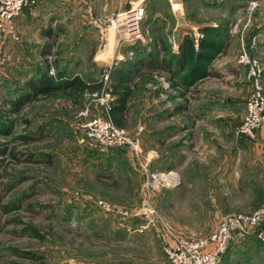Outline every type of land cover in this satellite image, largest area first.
Segmentation results:
<instances>
[{
	"label": "rangeland",
	"instance_id": "374dc122",
	"mask_svg": "<svg viewBox=\"0 0 264 264\" xmlns=\"http://www.w3.org/2000/svg\"><path fill=\"white\" fill-rule=\"evenodd\" d=\"M174 3L193 31L210 21L224 30L218 52L185 98L168 73L154 74L160 85L144 76L124 145L87 139L86 123L106 119L94 96L72 104L59 93L14 110L19 69L11 46L20 37L16 27L0 33V264H168L164 248L178 238L206 235L224 213L264 205V130L235 134L251 90L243 52L259 61L264 87V0H147L144 16L178 51L175 24L163 23ZM202 5L214 7L210 16ZM170 168L179 185L148 184L150 172ZM220 262L264 264V225L237 233Z\"/></svg>",
	"mask_w": 264,
	"mask_h": 264
},
{
	"label": "crops",
	"instance_id": "0c3cea01",
	"mask_svg": "<svg viewBox=\"0 0 264 264\" xmlns=\"http://www.w3.org/2000/svg\"><path fill=\"white\" fill-rule=\"evenodd\" d=\"M142 1L145 4L147 2V0ZM125 5V3H121L119 0H40L34 6L24 8L14 20L15 27L20 37L19 42L11 46V50H15L18 61L16 67L19 69L16 73L18 85L15 86V89L18 91L24 90L27 80L30 78H37L41 72L45 71V56L42 51L46 44L50 42L53 43L51 50L52 54L54 53L56 57V68L63 77L69 76L73 78L76 76L90 81L103 80L101 74H103L106 69L110 72L111 69L119 67L122 62L130 59L131 54L128 53L129 50L127 45L129 44L122 43L119 40V36L114 34V32L107 31L103 29L102 26L97 25L94 22V18L114 10H119L125 7ZM213 8L214 7L202 5V8L198 10L201 11L202 16L205 15L204 17H207L214 11ZM171 18H169L170 21L168 23L167 21L164 22L165 20L163 23L166 27L169 26V23L175 24L172 34L173 37H171L179 44L184 35L187 32L192 33L193 30L191 28L196 27L190 26L187 23L178 25L174 12ZM161 19L163 20L165 18L163 17ZM210 22L205 24H210ZM159 25L161 24L155 23L154 20H148L147 24H145V36L143 41L148 43V49H150L152 45L154 46V44L158 47L157 42H159L160 39L169 43L167 39L169 37L166 32H163L161 37H159ZM94 27L97 28L99 32H102L101 36L95 34L93 30ZM90 43H98L97 49H94V45L91 48L89 46ZM102 43H104L105 46L100 50L99 48L102 46ZM171 48L173 52H178L175 50L176 48ZM91 49L94 50V53L92 58L88 59L87 55ZM162 54V51L158 52L159 57H161ZM145 55L149 56V54ZM141 70L146 71L145 67L139 68V71ZM160 72L163 73L164 71L160 69ZM155 73L156 72H153V76L156 78V75H154ZM160 79L163 81L164 78L160 77ZM160 79L154 80L153 78L159 85L161 84ZM147 80L148 79H145L143 82L145 83ZM110 81V77H108L106 81L103 80L104 86L105 84L109 86ZM196 87L199 88L198 85ZM190 89H192V87ZM103 96V94L94 96L95 98H93V100L99 103V110L105 115V106L107 107V100L109 97L105 98ZM210 105L212 104L202 107L207 110ZM197 106L198 105H196V107ZM128 122L129 117L127 118L125 127H127ZM170 170L177 172L175 168H170ZM221 263L222 262H220V264Z\"/></svg>",
	"mask_w": 264,
	"mask_h": 264
},
{
	"label": "built area",
	"instance_id": "2783aa9c",
	"mask_svg": "<svg viewBox=\"0 0 264 264\" xmlns=\"http://www.w3.org/2000/svg\"><path fill=\"white\" fill-rule=\"evenodd\" d=\"M40 0H0V33L14 34V20L23 11L37 4ZM125 7L97 16L96 23L107 31L119 36L122 43L132 45L143 40L145 32L142 27L145 7L142 0H119ZM195 45L203 35L199 30L192 32ZM132 54L131 51L128 52ZM51 55L48 60L51 61ZM240 61L247 68V77L251 84L250 93L245 103V114L235 128L236 135H253L258 130H264V87L262 83V68L256 58L249 57L246 52L240 56ZM109 69V68H108ZM48 74L55 76V68L49 63ZM106 69L101 78L107 80ZM103 97L110 96V87L105 84ZM96 95L95 93L93 94ZM86 137L95 145L113 146L131 143L125 127H119L109 120L96 117L85 125ZM179 182V175L173 170L152 171L148 174V184L151 187H171ZM233 216L232 218H228ZM264 225V205L248 213L226 212L217 227L206 235L184 236L174 244L164 248L168 264H217L228 244L237 233L247 232ZM258 236L262 231L257 232Z\"/></svg>",
	"mask_w": 264,
	"mask_h": 264
},
{
	"label": "trees",
	"instance_id": "16d2710c",
	"mask_svg": "<svg viewBox=\"0 0 264 264\" xmlns=\"http://www.w3.org/2000/svg\"><path fill=\"white\" fill-rule=\"evenodd\" d=\"M144 7H146L145 3ZM148 20H155V18L144 16L142 20L144 31ZM160 30L161 28H158L159 37L163 34ZM199 31L203 36L199 38L197 45H195L193 34L187 32L179 43L177 53L173 52L170 44L162 39L157 42L158 47L154 44L150 49H148V43L143 40L127 45L128 50L132 52L130 59L122 62L119 67L111 69L108 75L111 79L109 82L111 97L107 100V107L105 108L106 119L116 126L125 127L131 108L129 101L137 92L139 82L144 80V76H151L148 79H153V72L158 73L160 69L168 73L166 79L170 88L178 90V97L185 98L190 85L192 91L197 92V82L206 75L205 67L211 55L218 52L217 42L222 37L224 30L211 24H202ZM52 46V42L47 43L42 51L45 56V71L41 72L37 78L27 80L24 90H19L15 98L9 100V104L14 110H18L24 103L44 96H56L61 93L72 104H75L81 103L85 94L93 95L95 93V96H100L103 91H106L101 79L90 81L76 76L73 78L63 77L56 68V59L48 60V56L52 55ZM161 51L163 54L159 57L158 52ZM93 53V49L89 50L87 58L91 59ZM145 54H149V56ZM49 63H52L55 68V76L48 74ZM141 67H145L146 71H139ZM181 107L184 105L177 106V109Z\"/></svg>",
	"mask_w": 264,
	"mask_h": 264
},
{
	"label": "water",
	"instance_id": "95a60500",
	"mask_svg": "<svg viewBox=\"0 0 264 264\" xmlns=\"http://www.w3.org/2000/svg\"><path fill=\"white\" fill-rule=\"evenodd\" d=\"M173 7V12H174V15L177 19V24L178 25H184L186 24V21H185V17H184V14H183V11L182 9L179 7V5L177 3H174L172 5ZM180 184V181L176 184V185H179ZM233 216H229L228 218H232Z\"/></svg>",
	"mask_w": 264,
	"mask_h": 264
}]
</instances>
